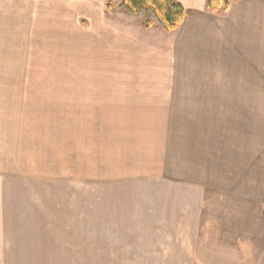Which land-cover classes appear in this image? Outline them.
Masks as SVG:
<instances>
[{"label": "rangeland", "instance_id": "rangeland-1", "mask_svg": "<svg viewBox=\"0 0 264 264\" xmlns=\"http://www.w3.org/2000/svg\"><path fill=\"white\" fill-rule=\"evenodd\" d=\"M122 1L0 0V171L12 178L7 201L14 200L12 209L15 201L19 208L26 207L39 228H65L68 235H83L67 239L71 257L86 254L92 239L85 232L97 230L109 236L100 237L101 244L93 252L100 259L98 264H106V252L120 255L133 248L160 249L149 264H201L207 244L211 264H264L261 8L254 11L258 12L254 18L251 9L238 16V93L216 94L215 102L193 95L187 103L195 108L181 110L186 120L203 122L200 132L198 127L183 126L186 132L196 138L203 134L205 140L194 144L195 158L189 161L187 172L135 174L123 181L96 182L91 175H83L79 166L77 172L73 167L71 172L66 170V157L75 155L76 141H68L74 132L65 136V123L61 129L50 115L65 111L63 117L71 114L74 121L70 103L74 81L81 86L92 80L85 74L75 77L76 70H83V44L92 30L106 34V21L125 28L137 23L146 27L149 22L146 28H151L158 21L151 12H129ZM251 21L255 25L244 28L243 23ZM26 172L32 177H25ZM41 215L49 221H39ZM124 230L164 234L116 237L114 231ZM173 231L194 232L196 237H172Z\"/></svg>", "mask_w": 264, "mask_h": 264}, {"label": "crops", "instance_id": "crops-1", "mask_svg": "<svg viewBox=\"0 0 264 264\" xmlns=\"http://www.w3.org/2000/svg\"><path fill=\"white\" fill-rule=\"evenodd\" d=\"M177 1L186 12L176 31H166L157 20L151 28L141 23L125 28L106 21V34H95L93 30L90 33L83 44V70H76L75 77L85 74L92 80L81 86L74 81L75 95L70 101L74 121L71 114L67 119L63 117L65 111L50 115L58 120L61 129L65 123V136L74 132L73 140L68 141H76L75 155L69 153L66 157L67 171L73 167L77 172L79 166L83 175H91L96 182L123 181L135 174L187 172L189 161L195 158L194 144L205 140L203 134L196 138L186 132L183 126L198 127L200 132L203 122L186 120L181 110L195 108L187 103L192 102L193 95H205V100L215 102L216 94L238 93V16H243L244 9H251V18L259 8L264 14V0H234L224 14L208 11L207 0ZM243 24L244 28L255 25L253 21ZM261 29L264 36V24ZM190 145L193 149L188 148ZM183 146H187L186 150L180 151ZM1 174L0 171V264L100 263L93 252L101 244L99 238L109 236L97 230L89 231L90 235L85 232V237L92 239L86 254L79 252L78 258L71 257L66 251L67 239L83 235H68L65 228H39L35 215H30L26 207L19 208L18 201L12 209L14 200L7 201L12 178ZM19 174L16 172L18 177ZM25 177L29 179L32 174L26 172ZM48 218L41 215L39 221L48 222ZM114 232L118 238L164 234L158 230ZM207 234L210 236V232ZM170 236L196 237L187 231H173ZM202 249L201 264H211V246L207 244ZM159 250L133 248L120 255L106 252L109 256L105 263L149 264Z\"/></svg>", "mask_w": 264, "mask_h": 264}, {"label": "trees", "instance_id": "trees-1", "mask_svg": "<svg viewBox=\"0 0 264 264\" xmlns=\"http://www.w3.org/2000/svg\"><path fill=\"white\" fill-rule=\"evenodd\" d=\"M234 0H207L206 9L212 13H227ZM122 7L129 12L139 10L153 13L166 31H176L184 21L185 8L177 0H123ZM152 23H147L146 27Z\"/></svg>", "mask_w": 264, "mask_h": 264}]
</instances>
